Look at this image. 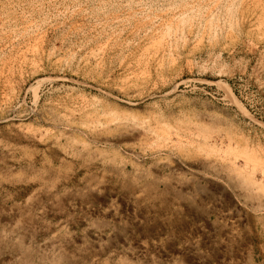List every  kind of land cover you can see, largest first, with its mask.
Returning <instances> with one entry per match:
<instances>
[{
  "label": "rangeland",
  "instance_id": "obj_1",
  "mask_svg": "<svg viewBox=\"0 0 264 264\" xmlns=\"http://www.w3.org/2000/svg\"><path fill=\"white\" fill-rule=\"evenodd\" d=\"M0 264H264V0H0Z\"/></svg>",
  "mask_w": 264,
  "mask_h": 264
}]
</instances>
